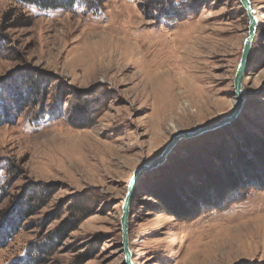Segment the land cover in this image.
<instances>
[{
  "label": "rangeland",
  "instance_id": "rangeland-1",
  "mask_svg": "<svg viewBox=\"0 0 264 264\" xmlns=\"http://www.w3.org/2000/svg\"><path fill=\"white\" fill-rule=\"evenodd\" d=\"M97 1L95 10H42L0 0V98L42 80L38 103L0 125V220L23 210L0 264H126L119 218L132 171L234 105L247 34L237 0H160L181 17L170 23L156 0ZM249 1L257 27L241 113L229 128L179 142L138 180L127 217L132 264H264V189L185 220L146 195L181 177L196 184L210 162L198 154L203 142L233 150L245 135L264 141V0ZM44 110L48 118L34 119ZM65 220L80 221L54 238Z\"/></svg>",
  "mask_w": 264,
  "mask_h": 264
},
{
  "label": "trees",
  "instance_id": "trees-1",
  "mask_svg": "<svg viewBox=\"0 0 264 264\" xmlns=\"http://www.w3.org/2000/svg\"><path fill=\"white\" fill-rule=\"evenodd\" d=\"M13 1L20 5L35 6L42 10H68L80 2L87 9L95 10L99 8L97 0ZM151 7L153 11L161 14L162 18L160 19L163 22L170 23L181 20V17L176 14V7L172 1L163 3L156 0ZM29 80L28 85L24 88L10 89L11 92L8 91L5 100L0 98V125L10 122L14 116L21 114L25 108L35 106L38 103V99L42 94V80L34 76L30 77ZM7 87L6 85L2 89H7ZM34 116V119L42 120L49 117L45 110L40 111V113L37 112ZM236 142L233 150L232 148H223L216 141L213 144L201 143L198 154L202 158H209L210 162L209 165L206 163L202 165L201 170L198 169L196 184L190 183L187 179L184 180L181 177V180L179 179L177 183L164 181L156 184L146 192V195L157 202L162 212L177 219L185 220L202 212L219 209L227 199H234L233 197H236L242 191H244L242 194H246L251 189H264V141L245 135L242 142ZM227 152L232 153V156L229 154L230 157L228 158L226 156ZM208 191H212L216 198L210 196L209 199ZM233 202H230V204ZM22 211H16L11 215L10 213L1 215L0 248L5 246L10 236L17 232L16 220L21 216ZM24 211L25 214L29 213L28 210ZM79 221L75 220L72 223L65 220L61 222L53 231L54 238L62 240L76 228ZM27 259L29 257L21 258L20 263L28 264Z\"/></svg>",
  "mask_w": 264,
  "mask_h": 264
},
{
  "label": "water",
  "instance_id": "water-1",
  "mask_svg": "<svg viewBox=\"0 0 264 264\" xmlns=\"http://www.w3.org/2000/svg\"><path fill=\"white\" fill-rule=\"evenodd\" d=\"M243 11L245 12L246 18H247V34L242 42V50L241 55L239 58V61L236 65L233 80H232V86L233 91L235 95V102L234 105L230 111V113L219 119L217 122L212 123L207 126L198 127L193 130H187L176 133L170 140L169 143H167L164 148L160 151V153L137 166L131 173L127 184L125 193L123 196V199L121 201V212H120V232H121V243L125 254V262L126 264H132L130 262V251L128 248V239H127V217H128V208L129 204L132 198L133 190L135 185L137 184L138 180L146 173L162 166L166 161L175 146L187 139H191L200 135H204L206 133H209L211 131H215L218 129H221L233 121L236 120V118L240 115L241 110L243 108V104L245 101L243 87H242V78L244 76L245 69L247 67L252 43L255 37L256 33V17L254 14V10L251 6V3L249 0H237Z\"/></svg>",
  "mask_w": 264,
  "mask_h": 264
},
{
  "label": "bare ground",
  "instance_id": "bare-ground-1",
  "mask_svg": "<svg viewBox=\"0 0 264 264\" xmlns=\"http://www.w3.org/2000/svg\"><path fill=\"white\" fill-rule=\"evenodd\" d=\"M229 113H230V112H229ZM229 113H228V114H229ZM228 114H227V115H228ZM227 115H225V116H227ZM225 116H223V117H225Z\"/></svg>",
  "mask_w": 264,
  "mask_h": 264
}]
</instances>
